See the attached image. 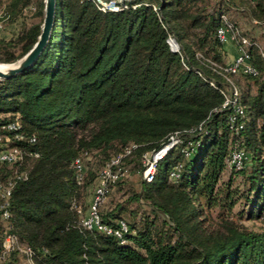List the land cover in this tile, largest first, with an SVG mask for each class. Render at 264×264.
<instances>
[{"label":"trees","instance_id":"16d2710c","mask_svg":"<svg viewBox=\"0 0 264 264\" xmlns=\"http://www.w3.org/2000/svg\"><path fill=\"white\" fill-rule=\"evenodd\" d=\"M30 1L6 0L8 21L19 19ZM36 2L40 20L21 22L14 35L0 37V62L19 58L37 39L44 0ZM128 2L136 6L103 11L92 0H56L41 53L23 71L0 79V148L6 143L26 151L19 166L26 177L14 183L9 218L0 214L7 222L0 264H18L20 256L30 264L17 249L2 257L7 234L32 249L33 264H264V47L238 24L246 20L264 36V0ZM222 15L253 42L249 52L257 70L230 74L243 105L237 129L230 126L232 109L221 106L228 84L218 72L227 63L217 36ZM168 34L179 51L169 49ZM11 121H18L24 138L3 127ZM190 129L197 134L184 136L195 141L189 156L172 148L158 160L152 180L141 175L128 200L143 208L139 221L124 217L125 202L99 207L104 224L127 223L123 242L79 225L75 206L112 155L136 144L109 190L126 179L130 162L142 172L144 151ZM235 147L245 151L243 164L229 167L233 174L223 180ZM92 154L98 172L86 166L78 182L73 160L86 165ZM179 163L180 175L172 180L169 171ZM13 168L0 162V180ZM243 216L262 226L249 229L238 222Z\"/></svg>","mask_w":264,"mask_h":264},{"label":"built area","instance_id":"2783aa9c","mask_svg":"<svg viewBox=\"0 0 264 264\" xmlns=\"http://www.w3.org/2000/svg\"><path fill=\"white\" fill-rule=\"evenodd\" d=\"M95 5L103 11L112 10L117 11L128 6L135 7L136 3L129 4V0H92ZM3 27V22L0 19V29ZM217 36L221 42L227 44L229 42L233 43L236 48V54L231 58L229 62L225 65H218V72L224 75L227 81V89H221L224 94V100L222 102V108L232 109V113L229 116V122L231 127L235 129L241 127L242 123H237V118L243 112V105L239 99L238 88L235 85L230 74L237 73H256L249 52V46L253 43L251 39L241 34L240 30L233 26L232 22L226 15H222V24L217 28ZM169 49L171 51H179L180 44L172 34H168L165 39ZM264 55V50H261ZM213 84V82L211 81ZM4 128L15 130V137L17 139L24 138V134L18 131L20 125L18 121H11ZM199 131L201 132L203 127L199 126ZM197 134L195 129H190L184 133L175 131L170 133L167 138L162 142V144L153 150H146L141 155V161L143 164L141 175L143 179L150 181L154 177L156 170V165L158 160L163 157L170 149L179 148L180 151L185 155L189 156L191 154L192 148L195 141L192 138H184L185 135L189 137L195 136ZM1 139V135H0ZM5 141L9 137L5 136ZM31 141L34 137L29 138ZM186 139V140H185ZM186 144L182 145V143ZM136 146L135 143L126 144L121 151L112 155L109 160L100 169L98 178L94 184L92 196L84 212L80 205H76L75 209L79 214V225L87 230H96L107 235H113L123 242V234L127 232L128 225L124 220L118 221L116 226H108L104 224L99 215V207L105 201L106 194L109 190L110 182L115 180L122 171L121 161L124 156L129 154L132 149ZM26 151L18 145H4L0 148V162H6L9 165H14L11 176L4 180H0V214L4 219L9 218V199L14 187V183L17 179L25 178L26 171L20 169L19 166L23 162L24 154ZM31 153V152H30ZM245 157V151L242 147H235L230 156L227 159V166L233 167L235 169L240 168L243 164V159ZM73 166L76 170V179L78 182L81 181L84 172L86 170V165L84 164L82 158L76 157L73 160ZM181 164L174 165L169 171V178L175 180L180 175ZM2 246V257L17 249L25 254L27 260L30 264L32 263L33 251L30 247H23L19 244L18 238L14 234H7L3 239Z\"/></svg>","mask_w":264,"mask_h":264},{"label":"rangeland","instance_id":"374dc122","mask_svg":"<svg viewBox=\"0 0 264 264\" xmlns=\"http://www.w3.org/2000/svg\"><path fill=\"white\" fill-rule=\"evenodd\" d=\"M6 0H0V19L3 22V27L0 29V37H10L14 35L21 26V22L26 24L32 21L40 20V17L36 14L37 11V2L36 0H31L24 8L22 13L19 15V19L16 21H8V13L6 12ZM231 15V14H230ZM233 15V14H232ZM239 26L242 29H246L248 31H252V34L256 36L257 42L259 43L260 47H264V36H261L262 28L256 25H252L248 23L246 20L241 19L239 21ZM226 51V49H225ZM225 60L229 62L231 58H229L227 52L225 55ZM0 63H7V62H0ZM238 78V82L243 89L247 88L246 81L243 77H236ZM249 90H254V86H250ZM4 115L0 113V116ZM99 162L96 161V157L94 154L91 156V160H89L86 164L87 170L92 169L97 174L99 169ZM129 171H127L126 179L116 184V186L112 187L105 198V208L111 205H115L116 203L125 202L127 204V211L123 213L124 217L131 222L133 218L139 221L140 217L143 215V208H141L136 201L129 200L132 192H135L139 189V180L141 178V172L138 170V165L135 162H130ZM88 170V171H89ZM231 174H233L232 169L226 167L224 172L222 173V179L226 180ZM239 178L236 179V181ZM235 181V182H236ZM94 181H90L88 186L82 192V199L77 204L81 206L82 211H86L88 204L90 202L92 192H93ZM128 201V202H127ZM130 210V211H129ZM238 207L236 206L234 211H237ZM134 212L137 214L136 217H133L131 213ZM240 224L247 226L249 229L256 230L262 226V222L259 220H249L246 216H243L241 219L238 220ZM7 225L5 220H0V237L4 235V230ZM18 264H28L26 260L20 256L18 258Z\"/></svg>","mask_w":264,"mask_h":264},{"label":"water","instance_id":"95a60500","mask_svg":"<svg viewBox=\"0 0 264 264\" xmlns=\"http://www.w3.org/2000/svg\"><path fill=\"white\" fill-rule=\"evenodd\" d=\"M55 6L56 0H44L43 19L37 39L19 58L0 67V79L11 77L23 71L35 61L49 39L54 24Z\"/></svg>","mask_w":264,"mask_h":264},{"label":"crops","instance_id":"0c3cea01","mask_svg":"<svg viewBox=\"0 0 264 264\" xmlns=\"http://www.w3.org/2000/svg\"><path fill=\"white\" fill-rule=\"evenodd\" d=\"M226 52L229 56V58H232L236 54V48L235 45L231 42L225 44Z\"/></svg>","mask_w":264,"mask_h":264},{"label":"bare ground","instance_id":"6f19581e","mask_svg":"<svg viewBox=\"0 0 264 264\" xmlns=\"http://www.w3.org/2000/svg\"><path fill=\"white\" fill-rule=\"evenodd\" d=\"M5 65H6V63H0V67H3Z\"/></svg>","mask_w":264,"mask_h":264}]
</instances>
